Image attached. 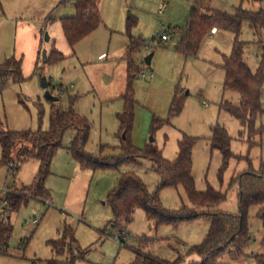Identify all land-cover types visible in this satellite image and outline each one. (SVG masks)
<instances>
[{
    "label": "rangeland",
    "instance_id": "374dc122",
    "mask_svg": "<svg viewBox=\"0 0 264 264\" xmlns=\"http://www.w3.org/2000/svg\"><path fill=\"white\" fill-rule=\"evenodd\" d=\"M162 3L168 5L163 13L159 11ZM208 3L212 9L230 14L239 7L249 11L264 10V0H208ZM193 5L194 0H100L103 22L73 50L64 36L60 20L75 15L73 0H0V63L12 56L21 58L25 77L21 84L10 82L0 93V131L49 128L52 102L46 98L42 85L46 77L52 84L49 86L52 94L60 96L57 104L61 107L67 108L71 97L77 96L74 109L91 124L86 145L88 152L99 154L103 144L116 142L118 136L111 128L118 120L116 112L123 110V100L120 99L121 104H118L117 100L110 102V98L118 93L122 77L125 86L128 82L126 64L121 67L116 63V57L126 48L122 41H129L127 18L132 14L137 24L130 34L145 42L133 53L134 61L154 77L142 78L137 74L134 80L139 115L137 120L135 115L131 138L136 134L142 136L147 124L149 139L153 135L164 157L173 160L178 151V140L184 133L197 137L192 167L196 189L206 191L211 186L225 193L226 200L216 209L237 214L241 187L232 180L250 165L258 169L264 164V132L255 136L251 145L246 132L241 134L244 130L241 123L221 107L224 100L235 105L241 102L237 91L224 90L225 71L221 67L223 56L232 52L233 33L218 30L216 34H210L196 57H185L177 51L180 33L187 28ZM161 28L167 29L168 41L159 38ZM240 40L246 43L247 64L256 71L264 60V29L256 34L250 23L244 21ZM53 49L62 52L65 58L46 63L44 53L49 56ZM104 52L108 56L99 59ZM78 53L91 59L90 63L79 65ZM151 53L152 62L147 65L145 58ZM177 90L185 95L182 113L174 117L170 125L152 134L153 116L168 117ZM106 99L107 103L104 102ZM262 103L264 108V94ZM217 123L228 130L232 137V151L242 157L232 158L222 172L223 155L213 149L210 142L212 126ZM262 126L264 114L257 121V127ZM75 134L73 129L66 132L63 147L53 161L51 174L46 180L51 199L31 198L19 210L11 212L13 233L8 246H4L0 253V264H45L52 258L65 259L66 255L57 256L48 241L60 238L66 224L73 228L80 247L74 248V253L83 257L76 264H131L136 259V250L170 261L183 255L181 264L197 261L199 256L189 255L188 246L203 241L210 228L209 218L202 217L177 226L155 225L148 220L143 209H137L129 223L123 220L114 223L113 210L107 199L118 183L120 171L132 168L152 192L158 184V173L149 159L136 164L124 163L119 169H83L67 150ZM112 153L111 150L104 152L105 155ZM11 168L0 165V197L10 190H19L31 197L23 188L34 182L39 160L29 159L21 163L15 173ZM160 200L168 209L179 210L184 205L193 207L181 185L162 188ZM260 208L254 205L249 209V240L241 246L239 253L232 249L222 255L219 258L221 263L257 264L254 256L264 252ZM6 209V203L0 200L1 219L7 216ZM34 219L39 223L32 224ZM123 232L127 234L125 243L119 240V234Z\"/></svg>",
    "mask_w": 264,
    "mask_h": 264
},
{
    "label": "trees",
    "instance_id": "16d2710c",
    "mask_svg": "<svg viewBox=\"0 0 264 264\" xmlns=\"http://www.w3.org/2000/svg\"><path fill=\"white\" fill-rule=\"evenodd\" d=\"M76 13L73 16L62 17L61 24L66 40L71 47L92 33L102 23L100 15V0H73ZM248 21L252 30L257 34L264 29V10L249 11L242 7L236 8L234 14L212 9L208 0H194L187 28L180 33L177 51L185 57H196L205 39L212 34L214 29L226 30L234 35L233 48L230 55L223 56L221 67L225 71L224 90L237 91L241 96L238 105L228 100L221 103L226 112L235 117L246 132L248 141L254 144L253 139L264 132V126L257 127L258 119L264 114L262 96L264 94V60L256 71H253L246 62L244 49L246 43L240 40L242 24ZM137 24V19L132 14L127 18V31L129 43L127 47V72L128 82L121 99L124 108L117 115L119 129L117 136L119 146L102 145L99 154H92L86 150L90 136L91 124L86 117L81 116L74 109L77 96L71 97L70 105L63 108L52 102L50 113V126L47 130L0 131L2 158L0 165L12 166L15 173L21 163L29 159H38L39 168L34 182L24 186L23 191L28 192V197L17 191H7L0 200L7 205V216L4 221L0 219V253L4 246H8L13 233L10 222L11 212L19 210L21 205L31 198L51 199V191L46 187V180L51 174V168L56 153L63 147L66 132L70 129L76 131L67 150L74 160L83 169H119L124 163H137L142 159L152 161L155 171L161 180L155 191H150L145 180L134 171L120 173L117 185L109 192L107 202L110 203L114 223L123 220L129 223L136 209H143L148 220L155 225L170 224L177 226L182 222L193 221L202 217L209 218L210 228L200 244L191 246L188 254L198 255L200 261H191L189 264H223L219 261L227 252L235 250L240 252L241 246L249 240L248 212L251 206H260L259 218L264 229V164L258 169L252 165L244 172L239 173L233 182L241 181L239 194V212L237 214L221 212L216 209L226 200V194L209 186L206 191L196 189L192 176L193 147L197 137L183 134L178 140V154L173 160L163 155V150L155 142H149L144 148L136 147L131 138L135 120L134 80L140 74L142 67L138 66L133 58V53L145 45L140 37L130 34ZM162 41V40H161ZM264 48V46H263ZM65 58L62 52L53 49L51 54L44 57L46 63L58 62ZM264 59V57H263ZM23 60L12 56L0 63V93L10 85V82L21 84L25 81L23 75ZM49 81V86H51ZM61 91H64L61 88ZM60 97V96H59ZM185 107V95L181 91L175 92L167 118L153 116L151 123L152 134L165 125H170L171 120L179 116ZM43 112H41V115ZM213 149L219 150L223 155L221 172L225 170L232 158H242L236 155L231 148L232 137L228 130L217 123L212 126L210 137ZM111 150L112 154H104ZM183 186L189 201L193 205H184L179 210L164 207L160 200V190L164 187ZM22 191V190H21ZM112 222V221H111ZM121 234V233H120ZM119 234V235H120ZM264 246V233L261 241ZM48 244L57 256L66 255L65 259L52 258L45 264H76L83 257L74 253V248H80L75 238V233L70 225H65L62 236L51 239ZM82 252V251H81ZM80 252V254H81ZM136 259L131 264H181L184 256L170 261L152 253L136 250ZM257 264H264V252L254 256Z\"/></svg>",
    "mask_w": 264,
    "mask_h": 264
},
{
    "label": "crops",
    "instance_id": "0c3cea01",
    "mask_svg": "<svg viewBox=\"0 0 264 264\" xmlns=\"http://www.w3.org/2000/svg\"><path fill=\"white\" fill-rule=\"evenodd\" d=\"M164 3H162L160 6H159V11L161 12V13H163L166 9H167V4H166V8L163 10V11H161V6L163 5ZM100 8V7H99ZM100 15H101V13H100ZM102 18V17H101ZM102 22H103V20H102ZM218 32V29H214V31L212 32V34H216ZM88 36V35H87ZM166 41H168V40H166ZM128 43H129V41L127 42V41H122V44H123V46L124 47H126L123 51H121V53L116 57V63H118V64H120L121 65V67L123 66V65H125L126 64V68L128 67V65H127V60H126V55H127V47H128ZM77 44V43H76ZM75 44V46H77ZM75 46L72 48L73 50L75 49ZM263 46V45H262ZM263 48V47H262ZM77 50V49H76ZM263 53H264V48H263ZM108 55L106 54V52H104V53H101L99 56H98V58L99 59H105V57H107ZM175 58H177V57H174V59ZM89 61H91V59H88V58H83L79 53H78V55H77V62H78V64L79 65H81V66H85V65H87V64H89L90 62ZM124 62H126V63H124ZM223 62V61H222ZM176 63H179L178 61H176ZM128 80V79H127ZM73 87V86H72ZM126 87H127V85L125 86V80H123V77H122V79H121V81H120V85H119V87H118V93L117 94H115L114 96H112L111 98H110V102H113L114 100H117L118 101V104H121L120 103V99H121V96H122V94L124 93V91L126 90ZM81 93V92H80ZM82 93H88V92H82ZM263 97V96H262ZM122 100V99H121ZM105 103H107L108 102V99H106L105 101H104ZM263 104V103H262ZM123 108H124V102H123ZM139 109L138 108H136V113H135V115H136V120L138 119V115H139V111H138ZM123 111V110H122ZM121 111V112H122ZM121 112H116V115H118L119 113H121ZM142 116V115H141ZM140 116V117H141ZM117 118V117H116ZM118 119V118H117ZM148 128V125L146 124V125H144V131H143V135L142 136H139L138 134H136L134 137H133V139H132V142H133V144L136 146V147H138V148H144L149 142H151L150 141V139H149V135H150V132H149V130L147 129ZM118 129H119V121L117 120V123H114L113 125H112V128H111V131H112V133H114V135H117V132H118ZM109 131V129L108 128H106V132H108ZM153 136V135H152ZM117 140H116V142H114V143H111V144H107V143H105V144H103V145H107V146H119L120 145V139H118V137L116 138ZM139 139V140H138ZM154 142H156V138L154 137ZM158 145V144H157ZM159 147V146H158ZM57 154V153H56ZM177 154H178V151H177V153H176V157H177ZM55 159V158H54ZM143 160V159H142ZM141 161H139V162H137V163H140ZM136 164V163H135ZM53 165V164H52ZM124 171H134V170H132V168H128V169H126V170H124ZM123 170L122 171H120V173L121 172H124ZM135 172V171H134ZM156 172V171H155ZM119 173V174H120ZM160 180H161V177H160V175L158 174V183L160 182ZM148 185V184H147ZM149 187V186H148ZM137 210V209H136ZM135 210V211H136ZM11 218V217H10ZM191 246H188V249L190 248ZM253 254V253H252ZM155 255V254H154ZM201 260V258L200 257H198L197 258V261H200Z\"/></svg>",
    "mask_w": 264,
    "mask_h": 264
},
{
    "label": "built area",
    "instance_id": "2783aa9c",
    "mask_svg": "<svg viewBox=\"0 0 264 264\" xmlns=\"http://www.w3.org/2000/svg\"><path fill=\"white\" fill-rule=\"evenodd\" d=\"M166 8V4L164 3L162 6H161V11H163L164 9ZM214 31V30H213ZM159 38L162 40V41H166V40H169V33L167 32V29H164V28H161V30L159 31V34H158ZM264 46V44H263ZM140 76L142 78H153L154 75L152 73H149L147 70L145 69H142L141 73H140ZM6 218V217H5ZM1 219V218H0ZM2 221H4V217L1 219ZM39 223V220L38 219H34L32 221V224H38ZM126 239H127V234L126 232H123L119 235V240L121 243H125L126 242Z\"/></svg>",
    "mask_w": 264,
    "mask_h": 264
},
{
    "label": "water",
    "instance_id": "95a60500",
    "mask_svg": "<svg viewBox=\"0 0 264 264\" xmlns=\"http://www.w3.org/2000/svg\"><path fill=\"white\" fill-rule=\"evenodd\" d=\"M47 40H49V36L47 35ZM48 54L45 52L44 53V57H46ZM152 57H153V53L149 54L146 58H145V62L147 65H150L151 62H152ZM45 62H47V59L44 60ZM42 85H43V88L46 90L45 92V95H46V98L50 101H53V102H57L60 100V97L59 96H56V95H53L52 92L50 91L49 89V81L46 77L43 78V82H42ZM188 94V92H187ZM154 136H151L150 137V141L151 142H154ZM240 183V187H241V181H239Z\"/></svg>",
    "mask_w": 264,
    "mask_h": 264
}]
</instances>
